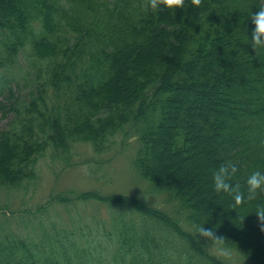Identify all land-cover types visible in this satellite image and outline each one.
<instances>
[{
    "label": "trees",
    "instance_id": "1",
    "mask_svg": "<svg viewBox=\"0 0 264 264\" xmlns=\"http://www.w3.org/2000/svg\"><path fill=\"white\" fill-rule=\"evenodd\" d=\"M143 5L0 0V121L12 114L0 131V191L32 187L40 159L69 165L75 144L101 157L135 137L137 176L172 204L167 212L137 196L77 193L113 209L91 240L85 225L48 216L65 194L12 219L3 208L0 264H226L198 236L203 224L245 264H264L254 215L264 194L232 210L212 179L231 162L245 191L264 172V51L251 48L249 18L264 0H202L175 14ZM18 78L35 87L24 100L11 86Z\"/></svg>",
    "mask_w": 264,
    "mask_h": 264
},
{
    "label": "rangeland",
    "instance_id": "2",
    "mask_svg": "<svg viewBox=\"0 0 264 264\" xmlns=\"http://www.w3.org/2000/svg\"><path fill=\"white\" fill-rule=\"evenodd\" d=\"M22 60L20 57L21 63L15 66L19 68L18 71L22 66ZM20 75L21 73L19 77ZM18 80L19 82H12L11 86L15 94L17 92L21 94L20 100L26 99L30 93L34 94L35 87L26 86L20 78ZM2 95L0 101L7 102V94L4 92ZM11 116L12 114L8 112L7 116L1 119L0 131L7 127ZM136 148V138L130 137L125 144L116 139L110 151L101 157L96 156L88 144H75L69 165L50 161L48 158L40 159L37 164L38 176L32 187L11 193L0 191V213L4 208L6 216L12 219L22 208H33L47 203L49 197L65 194L63 197L68 199L66 202L68 204L57 202L49 207L48 216L55 224L66 228L76 227L80 223L85 225L86 237L91 240L92 236L98 235V228L100 234L103 233L101 223L109 220V210L113 209H109L106 204L94 202L89 195H85L84 200H76L77 193L95 191L101 195L137 196L151 207L170 212L172 204L163 203L166 199L165 195L154 193L149 185L137 176L132 166V156ZM0 217L5 218L1 214ZM214 253L225 258L226 264H245L235 252L220 254L214 251Z\"/></svg>",
    "mask_w": 264,
    "mask_h": 264
},
{
    "label": "clouds",
    "instance_id": "3",
    "mask_svg": "<svg viewBox=\"0 0 264 264\" xmlns=\"http://www.w3.org/2000/svg\"><path fill=\"white\" fill-rule=\"evenodd\" d=\"M202 0H144L146 10L152 12H168L175 14L178 10L184 9L186 6L199 8ZM253 27L251 32V48L258 53L264 51V6L258 8L255 14L250 15ZM237 167L226 162L222 164L213 174L214 191L217 194L227 193L232 196V210L245 203V201H254L264 194V172L254 171L246 180V190L241 191L239 184H233V178L236 175ZM254 215L256 216L258 229L264 233V203L258 204ZM199 237L206 242H211L220 254H229V250L224 247L226 239L217 235L215 228H205L204 224L195 226Z\"/></svg>",
    "mask_w": 264,
    "mask_h": 264
}]
</instances>
